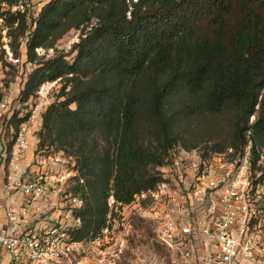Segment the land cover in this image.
I'll use <instances>...</instances> for the list:
<instances>
[{
  "label": "trees",
  "instance_id": "trees-1",
  "mask_svg": "<svg viewBox=\"0 0 264 264\" xmlns=\"http://www.w3.org/2000/svg\"><path fill=\"white\" fill-rule=\"evenodd\" d=\"M18 2L0 0V19L13 39H28L35 65L21 103L62 85L43 114L36 156L75 163L71 180L84 205L74 212L80 227L66 231L70 244L95 241L113 208L168 184L161 169L176 150L237 158L249 132L264 148V0H49L36 20L8 11ZM72 30L82 35L68 53L38 56ZM225 116L229 142L221 139ZM30 117L15 112L8 136Z\"/></svg>",
  "mask_w": 264,
  "mask_h": 264
},
{
  "label": "built area",
  "instance_id": "built-area-1",
  "mask_svg": "<svg viewBox=\"0 0 264 264\" xmlns=\"http://www.w3.org/2000/svg\"><path fill=\"white\" fill-rule=\"evenodd\" d=\"M48 1L33 2L38 8H32L30 0H19L8 11L12 15L27 14L36 20ZM22 43L27 46L28 39ZM7 59L15 62L9 52ZM20 104L0 85V170L5 176L4 193L11 201L5 210L7 225L0 229V248L8 257V264H54L69 247L66 232L58 228L47 232L30 229V221L38 214L40 202H47L53 193L66 194L73 209H81L84 201L69 192L71 179L78 175L73 168L68 171L72 176L56 192L50 181L48 173L53 168L74 166L64 154L41 155L33 162L36 164H27L34 114L17 134L11 129L9 140L8 122ZM251 136L249 132L244 154L237 158L232 157L233 150L208 159H203L198 151L181 152V162L189 161V164L186 169L178 168V181L184 184L187 197L178 198L174 196L178 193H165L161 187L160 194L151 193L156 199L161 195L168 197L171 206L157 242L177 254L184 264H264V148L257 147ZM12 140L14 146L9 154L7 146ZM33 165L39 168L37 177L29 174ZM166 185L162 188L167 189ZM190 187L193 197L188 193ZM176 198L178 201L174 202ZM202 202L200 208L194 206ZM188 214L196 216L189 221ZM74 223L79 225L80 221Z\"/></svg>",
  "mask_w": 264,
  "mask_h": 264
},
{
  "label": "rangeland",
  "instance_id": "rangeland-1",
  "mask_svg": "<svg viewBox=\"0 0 264 264\" xmlns=\"http://www.w3.org/2000/svg\"><path fill=\"white\" fill-rule=\"evenodd\" d=\"M40 1L41 0H30V4ZM31 6L32 8L36 7V5L33 6L32 4ZM8 26L5 19H0V85L10 93L13 100L17 99L19 101L26 80L34 71L35 65L28 62L27 46H24L22 43L25 38L20 37L17 40L13 39L10 36L11 29ZM16 28L17 25H14L13 29ZM81 35L82 32L80 30H72L57 43L54 50L40 49L37 50V54L40 58L52 59L58 53H68L72 46L80 41ZM8 52L12 55V59L15 62H11L7 59ZM69 60L71 61V59ZM61 88L62 85L59 82L46 84L28 104L23 105L21 103L19 105L16 112L21 111L23 116L29 112L31 115L34 114L36 120L32 126L33 132L37 133L38 128H42V126L40 127L41 117L43 123V114H45L46 110L56 101ZM37 107L38 110H36ZM256 117L257 116L251 118L250 125L256 122ZM222 120L223 123L221 125H223L224 132L223 138L221 139L225 142H229L231 137L230 133L233 129L232 117L225 116ZM199 146L204 149L206 146L212 147L213 143H203ZM180 154V151H174L171 165L161 169V172L164 174L165 178L169 180V183L167 185L164 184L167 189H163V185L160 186L161 190L165 193L169 191L172 195L174 192L178 193L174 195L178 198L180 196H186L187 194H184V184L182 185L178 181L179 173L177 171H179L180 168L186 169L189 164V161L181 162V157L183 156ZM0 159H2L1 155ZM69 159L72 160V158ZM216 161L218 163L220 160L217 159ZM35 162H37V156ZM71 163L75 164L73 160ZM33 166L35 167V165ZM74 167L75 165H68V167L63 168V170L72 176V173L68 171L72 168L74 169ZM182 174L184 175V173ZM184 176L188 177L186 174ZM65 180L54 184V186H56L55 192L61 187L62 182ZM184 180L191 184L188 178ZM187 188H189V186ZM192 189L193 187L188 191L191 197L194 195ZM161 190L158 189L157 192L153 194H160ZM69 192H71L73 196H83V190L75 194L76 191L72 180L69 184ZM52 196L53 198L48 199L47 202H40L38 205V209L44 206L48 207V209H41L42 211L40 210L37 214L47 225L45 229L39 231L47 232L48 230L58 228L62 229L61 232H66L67 230L80 227V224L76 225L74 223V220H76L74 218V212L80 209H73L70 204L67 203V196L64 193L57 192L53 193ZM178 198L174 199V202L178 201ZM168 201V197L165 198L161 195V197H157L156 199L151 193H148L137 197L136 201L130 206L117 209L113 208V212L108 216V227L102 232L101 237L92 242L88 241L79 244H70L69 237L67 236L66 242L69 247L64 250V253L60 255V258L54 264H184L177 254L166 250L157 242L160 229L166 222L168 209L171 208V206L168 205ZM205 203L206 201H204V204ZM202 204L203 202L197 205L194 204V206L200 208ZM110 206H113L111 202ZM57 207L60 209V212L70 215L68 224H60L62 216L58 217L59 215H55ZM195 216L196 214H188L187 219L191 221ZM191 264L196 263L192 262Z\"/></svg>",
  "mask_w": 264,
  "mask_h": 264
},
{
  "label": "crops",
  "instance_id": "crops-1",
  "mask_svg": "<svg viewBox=\"0 0 264 264\" xmlns=\"http://www.w3.org/2000/svg\"><path fill=\"white\" fill-rule=\"evenodd\" d=\"M41 126H42V117L40 120V127ZM40 129L41 128H38V132L40 131ZM38 132L37 133L34 132L29 138L31 147L26 155V161L28 165H32L36 158L35 152H36L37 144H38ZM37 172H38V167L35 166L31 168V170L29 171V174L32 175L33 177H37L38 176ZM48 175L50 177V181L53 184L59 183L71 176V174L66 173V171L63 170L62 167L53 168L51 171H49ZM4 177L5 176L3 172L0 170V229H3L7 225L5 210L11 202L10 199L4 193V180H5ZM41 209H48V207L44 206L42 208L37 209V213H39ZM55 215H59L58 217L62 216L60 224H63V225L68 224L69 222L68 219L70 218V215L68 214L66 215V213L60 212V209L58 207L56 208ZM38 216L39 215L31 219L30 226H29L30 229L43 230L47 227L45 221H42L41 218ZM0 264H8V257L4 254L2 248H0Z\"/></svg>",
  "mask_w": 264,
  "mask_h": 264
}]
</instances>
